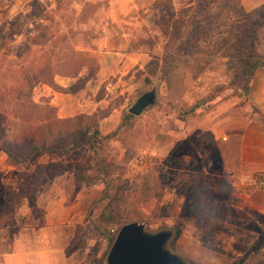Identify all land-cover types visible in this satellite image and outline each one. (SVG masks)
Instances as JSON below:
<instances>
[{
	"label": "rangeland",
	"instance_id": "rangeland-1",
	"mask_svg": "<svg viewBox=\"0 0 264 264\" xmlns=\"http://www.w3.org/2000/svg\"><path fill=\"white\" fill-rule=\"evenodd\" d=\"M263 59L264 3L0 0V88L32 78L47 61L82 65L36 84L32 107H8L0 115L7 139L34 129L37 144L61 139L66 148L84 130L111 137L95 149L82 140L64 153L38 152L30 169L8 165L0 151V238L48 223L55 242L70 235L64 253L75 252L78 264H106L120 227L138 222L150 234L170 231L164 247L186 264L195 263L183 247L211 264V250L221 256L220 201L236 174L231 123L249 106L246 63L264 68ZM151 88L155 103L129 114ZM178 228L203 239L182 243ZM249 228L260 234L252 252L264 245V219ZM245 256L218 264H242Z\"/></svg>",
	"mask_w": 264,
	"mask_h": 264
},
{
	"label": "crops",
	"instance_id": "crops-1",
	"mask_svg": "<svg viewBox=\"0 0 264 264\" xmlns=\"http://www.w3.org/2000/svg\"><path fill=\"white\" fill-rule=\"evenodd\" d=\"M242 3L248 8H256L263 4L264 0H252V2L242 0ZM247 98L249 106H244L247 116L235 119L231 123L232 128L238 129L239 136L236 174L234 181L223 191L220 201L221 227L217 235L220 244L218 243L217 246L222 249L220 257H215L211 253L213 250L210 251L206 259L211 264L223 263L227 259L243 255H246V259L242 264H264V245L256 251H250L260 235L259 231L249 228L256 223L257 218L264 219V188L245 193L241 192L238 186L246 175H264V68L253 71L248 82ZM249 108L255 112L252 114ZM70 224L67 226H71ZM234 226L242 228H239L240 231L237 233L233 230ZM51 231L52 227L46 223L38 230L25 227L10 239L0 238V264H78L75 252L69 256L64 253V248L71 239L70 235L63 241L57 237L55 242ZM202 236L197 229H190L187 233L183 230L180 234L182 243L186 241L198 243L203 239ZM60 243L64 244L58 246ZM183 251L193 263H206L202 257L192 251L184 247Z\"/></svg>",
	"mask_w": 264,
	"mask_h": 264
},
{
	"label": "trees",
	"instance_id": "trees-1",
	"mask_svg": "<svg viewBox=\"0 0 264 264\" xmlns=\"http://www.w3.org/2000/svg\"><path fill=\"white\" fill-rule=\"evenodd\" d=\"M173 18V13L171 14V17L169 20ZM264 61V59H263ZM247 70H246V83L247 85L244 87V91L246 95L248 94V82L250 81L253 71L261 68L263 64H259L255 61H249V63H246ZM73 66V67H72ZM73 68L77 71H80L82 68V65H76L75 62L72 64H68L66 66H58L55 64H52L50 61H47L40 66H38L33 74V77L28 79H23L19 85L15 84H5L2 88H0V115L5 112L8 107L11 105H21L26 108L32 107V99H31V91L33 87L38 83H48L52 84L54 76L60 75V76H73L74 71ZM4 116V115H3ZM2 116V117H3ZM130 115H125V118H123V121L125 119H128ZM1 118V117H0ZM3 119V118H2ZM122 121V123H123ZM8 128L7 123L5 120H0V136L2 139H0V151L6 156V162L8 165L15 167L17 169L19 168H26L30 169L31 163L34 160L35 154L38 152L41 154H53L55 152L58 153H64L70 148H76L80 146L81 141L85 140L86 144L89 148L95 149V146L101 143L103 139L111 138L109 134L105 136H100L97 129H92V132L90 135H88V132L86 130L79 133V135L74 138L71 142V144L68 147H63V145L59 143L56 146L47 145L44 142H41L40 145L37 144L36 140L40 137V130H24L20 133L13 134V136L9 139L8 137ZM38 136V137H37ZM83 180V179H82ZM81 179H77L76 183L80 182ZM4 201L2 198V184L0 182V220H1V213L4 210ZM181 232V229L178 228L175 231V234L179 235ZM256 244V243H255Z\"/></svg>",
	"mask_w": 264,
	"mask_h": 264
},
{
	"label": "water",
	"instance_id": "water-1",
	"mask_svg": "<svg viewBox=\"0 0 264 264\" xmlns=\"http://www.w3.org/2000/svg\"><path fill=\"white\" fill-rule=\"evenodd\" d=\"M156 101V89L142 93L128 108L129 114L139 116ZM170 231L147 233L144 225L131 222L120 227L110 247L106 264H186L164 246Z\"/></svg>",
	"mask_w": 264,
	"mask_h": 264
},
{
	"label": "built area",
	"instance_id": "built-area-1",
	"mask_svg": "<svg viewBox=\"0 0 264 264\" xmlns=\"http://www.w3.org/2000/svg\"><path fill=\"white\" fill-rule=\"evenodd\" d=\"M238 186L239 190L245 193H249L255 190H262L264 188V175H246L241 179V182Z\"/></svg>",
	"mask_w": 264,
	"mask_h": 264
}]
</instances>
